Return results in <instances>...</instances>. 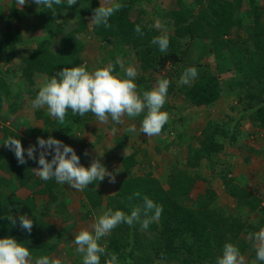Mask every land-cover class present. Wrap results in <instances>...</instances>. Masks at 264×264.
Instances as JSON below:
<instances>
[{
    "label": "trees",
    "instance_id": "obj_1",
    "mask_svg": "<svg viewBox=\"0 0 264 264\" xmlns=\"http://www.w3.org/2000/svg\"><path fill=\"white\" fill-rule=\"evenodd\" d=\"M16 1H12L6 18L7 28L0 38V58L11 61L17 55L19 44L24 41L21 29L13 28L15 23L27 20L33 32H40L19 71L21 81L26 82L28 87L35 85L36 76L51 78L64 67L83 63L86 46L83 34L88 29L103 43L113 41L120 53L125 48L133 51L141 71L136 80L138 90H150L155 74H164L171 84V73H166V68L182 60L187 47L183 41L189 40L192 49L199 52L197 59L200 62L210 55L215 62L214 66L198 63L196 81L190 86L183 85L179 91L197 107H212L229 95L235 97L236 105L242 110L237 120L231 116L228 118L229 121H236V128L214 120L206 124L198 137V148L189 147L188 167L198 171L204 159L212 162L225 145H234L243 121L264 132V6L260 0H177V9L169 12L162 10V16L170 21L165 27L171 31L166 53H161L157 46L151 44L153 37L163 32L145 18V15L149 16L144 7V2L148 0H119L122 7L109 19L110 27L90 23L94 10L100 6L99 0H77L71 7L62 2L55 6V14L43 6L36 11L19 8ZM135 7L138 14L133 19L131 13ZM156 14L159 15V12ZM137 26L142 34L135 31ZM67 27L68 31L58 40V35ZM115 70H119L118 64H115ZM232 71L236 79L224 88L220 76ZM0 73V119L4 121L6 104L13 96V84L8 83L4 73ZM173 89L170 85L168 93ZM15 104L8 106L10 114L18 111L19 101ZM164 106L162 110L171 109L168 103ZM236 108L232 107V111ZM74 116L87 119L93 114ZM167 128L168 124H165L162 130ZM10 135L21 139L24 148L28 145V139L12 128L4 130L2 141ZM219 139H224L225 145ZM179 140L169 145H189L183 135L179 136ZM5 154L10 157L5 170L10 172L11 179L17 180L22 187L33 182L43 186L25 198L15 196L10 199L12 208H9L2 187L7 186L11 179L0 178V238L14 237L31 248L34 258L47 256L50 259L62 243V232L45 219L53 212L65 221L71 219L65 202L66 192L62 184L54 179L43 181L35 174L33 169L39 167L38 163L33 168L30 160L19 164L13 151ZM137 154L134 151L119 158L127 176L119 182L113 194L106 195L104 192L106 178L82 190L84 208H88L83 220L91 216L97 218L107 208L128 213L134 207L142 206L145 196L162 207L160 217L147 229L142 228L140 223L120 224L102 239L106 253L117 254L120 264H216L225 243L235 245L242 234L252 236L264 228V216L250 219L252 214L263 208L260 197L253 189L238 184L231 169H222L218 176L225 192L236 204V213L229 212L220 204L213 186L194 197L197 182L204 179L199 173L182 167V162L172 165L164 185L138 160ZM137 168H142V171ZM99 183L101 186L98 188ZM36 194L47 196L46 204L37 206ZM25 213L34 220L30 233L19 226V216ZM10 216L16 220L15 224ZM252 243L249 248L253 247ZM251 256L254 264H262L257 261L256 253ZM104 259L106 257L101 258V264H104Z\"/></svg>",
    "mask_w": 264,
    "mask_h": 264
},
{
    "label": "rangeland",
    "instance_id": "obj_2",
    "mask_svg": "<svg viewBox=\"0 0 264 264\" xmlns=\"http://www.w3.org/2000/svg\"><path fill=\"white\" fill-rule=\"evenodd\" d=\"M12 1L13 0H0V13L2 12V14H0V38L3 37L7 28L6 18L9 14ZM99 2L101 4V0H99ZM104 2L108 3L109 0H104ZM259 2L264 6V0H260ZM16 3L19 8H25L30 11L39 10V7L34 0H26L24 5H20L18 0ZM144 7L147 9L149 15H145V18L147 17L148 21H150L156 29L161 30L163 33H167V35L171 33L170 29L165 27L166 22L170 24V21L167 20L168 18L162 16V10L164 9L165 12H169L177 9V0H148L144 2ZM157 11L159 12V15L156 14ZM137 14L138 8L135 7L131 13L132 18L135 19ZM26 21L27 20L24 22H17L15 23V27L13 26L14 29H21L24 35V41L19 44L16 57L9 62L0 58V72L5 74L8 83L13 84L12 99L6 104V120L2 121L0 119V140L2 141L4 130L6 128L18 129L24 123L27 124L28 120H25L24 122L25 115H29L32 120L39 123H42V118L47 117L49 122L45 127H41L45 129V133H39L42 129L38 127H29L28 130L27 137L30 138V140H28V145L25 147V157L26 160L33 162V168H35L34 165L37 164V162L35 160L27 159V148L36 145L37 137H44L46 139L49 134H51L55 138L62 140L65 144L71 145L76 152V146L81 149L86 145L85 143L87 141L92 142V145L88 146H94L97 145V143H103L101 141L107 139L110 140V144H108V142H104L106 144H101L104 148L108 147L106 150L109 149L110 151L107 153V156L105 157L106 159L103 160V163L113 175L115 174V180L112 181L108 177V185H104V192L106 195L113 194L119 184L118 182L121 174H118L117 166H120V162L116 157V150H118L117 147H120L123 143L124 146L126 145L129 148L130 152L135 150L139 152V156L144 158L142 164L145 165V168L150 169L156 177L161 179L164 185L166 183L167 174L172 165L178 161L182 162V167L187 168L192 173H199L202 179H204L197 182L193 193L194 197L199 193H204L207 187L213 186L218 193L220 204L229 212L236 213V204L225 192L224 185L218 176L222 169H231L232 175L236 178V182L245 188L253 189L263 203V208L260 209L258 213L252 214L250 219L256 220L259 219V217L264 216V132L262 129L254 127L250 122L243 121L239 127V132H237V141L234 145H225V140L219 139L220 143L224 144L225 147L212 162L204 159L201 162L198 171L194 168H189L186 162L190 152L189 147L198 148V137L201 135V132L204 130L207 123L214 120L221 124H228L227 127L230 126L233 128L235 127L234 125H236V121H229L228 118L231 116L237 120L239 118V112L242 110L241 106L239 107L236 105L235 97H230L229 95L224 96V98L212 107H197L192 105L183 93L179 91V88L183 86L179 84V79L184 70L188 67H196L198 63L199 65L211 64L214 66L215 61L213 55L204 57L200 62V60L197 59L199 52L194 48L192 49L189 40L183 41V44L187 45L185 48L186 55L183 56L182 60L177 65H168L166 68V73H171L172 83L170 85L174 87L173 92L168 93L165 102V104L168 103L171 106V109H166L169 113V120L166 123L168 124V128L166 130L161 129L160 133L155 136L146 137L144 134L140 133V124L143 119V114L135 118L125 116L122 118L123 123L115 124L111 120L107 123H100L94 115L87 119H85V117L78 119L74 116L71 110H69L64 121L59 122L48 115L46 106L39 109H32L30 106L31 100L35 98V95L39 90V86L50 78L46 75L36 76V83L33 87H28L26 82H23L20 79L19 71L23 67V59L29 55L34 48V38L40 35V32H33L31 30V23ZM68 28L69 27L66 28V31H62L61 34L58 35V40L68 31ZM84 34L86 35L85 39L87 44L83 52L82 61L87 64V67L90 70L106 65L109 62H112L115 67V61L119 58L125 67L132 64L138 69L137 78L141 75L139 61L135 57L133 51L125 48L122 52L124 55L122 56V53L119 52L120 50L113 41L106 43L99 41L98 43L93 39L94 35L90 29L84 32ZM118 66L119 70L117 72L122 73L123 69L120 65ZM164 76L165 75L162 73L155 74L152 84L153 87L157 84L158 80L165 78ZM196 79L187 86L192 85ZM220 79L223 82V87L227 88L226 85L236 79V75L232 71L220 76ZM29 89H31V91ZM18 101L20 105L18 106L19 110L16 113L14 112L10 114L8 106L15 103L17 104ZM234 106L237 108L235 111H232V107ZM133 127L135 128V131L129 132L128 129ZM182 135L189 145H169L172 141H180L179 136ZM97 137H99L97 139L98 142L94 143L93 141H96ZM2 143L3 141L0 143V178L9 180L11 179L10 172L5 170L10 158L5 153L9 151V148L3 146ZM143 149L146 150L145 153ZM39 152L40 149L37 146V159L39 158ZM77 154L81 158V164L85 166L87 156H83L81 151ZM49 157L51 158V156ZM140 167H142V165ZM137 170L140 172L142 171V168H137ZM123 174L124 177L127 175L125 173ZM11 180L17 181L13 178ZM9 184H11V182H9ZM13 185H15V182H13ZM37 185L38 183L34 182L33 186L35 187ZM112 185H115V189L114 187H110ZM100 186L101 184L99 183L98 188ZM7 187L9 188V186L2 188L7 189ZM62 187L65 188L66 199L73 196V207L75 205L77 210L76 214L72 213L73 209L71 210L69 206V211H71V213L69 212L71 215L69 221H65L58 217L54 212L46 216L45 221L59 229L62 232L61 237L63 239L56 251L52 253L50 261L58 260L60 264H83V254L77 252V246L73 240H70L74 238H72L73 235L70 236V234H65L71 232L70 229H73V226H81V224H83L85 221L83 220V216L88 208H84L83 201L85 199L83 198L82 191H77L69 187L67 184H62ZM3 189L2 192L7 196V204H9V208H12L11 203L9 202L12 201L10 199H13V197L17 195L15 192L16 190L9 189L10 193H6L9 190L4 192ZM72 215L78 217L76 221ZM69 226H71V228ZM103 241L104 240H102L101 243L105 246V241ZM251 243L252 236L242 234L235 244V246L239 248L240 254L244 257V264H254L251 255L252 253H256V251L254 243H252L253 247L249 248V244Z\"/></svg>",
    "mask_w": 264,
    "mask_h": 264
},
{
    "label": "clouds",
    "instance_id": "obj_3",
    "mask_svg": "<svg viewBox=\"0 0 264 264\" xmlns=\"http://www.w3.org/2000/svg\"><path fill=\"white\" fill-rule=\"evenodd\" d=\"M39 8L51 10L55 14V6L62 2L71 7L77 0H34ZM24 5L26 0H18ZM122 4L119 0H109L94 10L90 23L97 26L110 27L109 19L120 10ZM135 31L142 34L139 26ZM169 36L163 33L153 37L151 44L157 46L161 53H166L169 47ZM115 64L120 65L123 72H117L112 62L101 67L89 69L86 63L77 66L64 67L50 79L39 86L35 98L31 100V108H47L48 115L59 122H63L69 110L74 115L84 116L92 113L100 123L111 120L115 124L123 123V117L135 118L143 114L140 124V133L146 137H152L160 133L162 127L169 120V113L162 110L168 96L170 80L163 78L150 90H138L136 78L138 69L129 64L125 67L119 58ZM198 77V69L195 66L188 67L181 74L180 85H188ZM134 132L135 128H129ZM3 146L13 151L19 164L27 163L25 148L21 139L15 135L8 136L2 143ZM37 146L40 149L37 159ZM51 156L49 160L48 157ZM100 154L94 159L90 166L81 164V158L76 150L62 140L51 134L45 139L37 137L36 145L27 148V159L35 160L39 167L33 169L35 174L43 181L54 179L57 183L67 184L69 187L82 191L90 184L102 182L106 177L112 181L115 176L102 163ZM137 196L139 193L136 194ZM162 212V207L152 199L145 196L143 205L134 207L126 213L121 209L107 208L102 210L91 228H84L75 235L74 243L77 252L82 253L83 264H120L119 256L115 253H106V247L101 243L113 229L120 224L133 225L140 223L141 227L147 229L149 225L157 220ZM143 217V219H141ZM12 219L15 224L16 220ZM34 220L27 213L19 216V226L28 231L32 230ZM256 259L264 264V228L252 234ZM0 264H60L50 261L49 257L42 256L34 258L31 248L24 242L17 241L14 237L0 238ZM216 264H244V257L233 243H225L222 255L216 260Z\"/></svg>",
    "mask_w": 264,
    "mask_h": 264
},
{
    "label": "crops",
    "instance_id": "obj_4",
    "mask_svg": "<svg viewBox=\"0 0 264 264\" xmlns=\"http://www.w3.org/2000/svg\"><path fill=\"white\" fill-rule=\"evenodd\" d=\"M93 35H94V33H92ZM84 39H85V37H86V35L84 34ZM93 39H95L98 43H99V39L94 35L93 36ZM84 42H85V44H87V42H86V39L84 40ZM18 106H20L19 104H18ZM18 110H19V108H18ZM26 117L24 118V122H25V120H28L27 121V124L26 123H24L23 125H21V127L20 128H18V129H14L16 132H18V133H20L21 135H24L28 140H30V138H28L27 137V134H28V130H29V127H34V128H36V127H38V128H41V127H45L46 125H47V123L49 122V120L47 119V117H45V118H42L43 120H42V123H39V122H37V121H35V120H32V118L29 116V115H25ZM42 130H40L39 131V133H45V129L44 128H41ZM99 137H97L96 138V141H93L94 143L96 142H98L97 141V139H98ZM89 142V143H88ZM101 142H108V144H110V140H107V139H104V141H101ZM103 143H101V144H103ZM86 145L83 147V148H78V146H76L77 148V153H79V151H81V153H82V155L83 156H87V158H86V160H85V166H90V164H91V162L94 160V159H96V158H98V156H99V154L101 155V156H103L102 157V163L104 162L103 160L104 159H106L105 157L107 156V153L108 152H110L109 151V149L108 150H106V148H108V147H105L104 148V146L102 147L101 146V144L100 143H97V145H94V146H88V145H92V142H90V141H87L86 143H85ZM104 144H106V143H104ZM123 144V143H122ZM120 145V147L118 148V150H116V152H117V154H116V157H117V159L119 160V158H121V157H124V156H127V155H130L131 153H133L134 151H129V148L125 145L124 146V144L123 145ZM80 149V150H79ZM79 150V151H78ZM144 150V153L146 152V150L145 149H143ZM135 151H137V150H135ZM151 151V150H150ZM138 152V151H137ZM144 156H146V155H144ZM108 158V157H107ZM137 158H138V160L140 161V162H142V160H144V158H141L140 156H139V152H138V154H137ZM120 162V161H119ZM104 164V163H103ZM121 168V169H120ZM117 170H118V174H121V177H120V180H119V182L122 180V179H124V178H126V176L124 177V174L123 173H125L126 174V172H125V170H124V168H123V166H122V164H121V162H120V166H117ZM123 174V175H122ZM114 176H115V174H114ZM108 177H106V184L105 185H108ZM11 182V184H8L7 186H9V188L7 187V189H3L4 190V192H6V191H8L9 189H11V190H16L15 192L17 193V197H20V198H23V196H24V198L25 197H27V196H29V195H32V194H34V192H36L38 189H40V188H42V186H43V184H40V183H38V185L37 186H33L34 185V182L31 184V185H29V186H26V187H22L21 185H20V183H18L17 181H10ZM13 182H15V185H13ZM118 182V183H119ZM115 185H112V186H110V187H114ZM6 187V186H5ZM65 189V188H64ZM114 189H115V187H114ZM113 189V190H114ZM6 193H10V190L8 191V192H6ZM81 194V193H80ZM83 195V194H82ZM15 197V196H14ZM13 197V198H14ZM35 197H36V203H37V206H42V205H44L46 202H47V200H48V198H47V196H44V195H40V194H36L35 195ZM45 197H46V199H45ZM84 198V197H83ZM72 200L74 201V198H73V196L72 197H69V198H67V199H65V202H66V205H67V208H68V211H69V206H70V209L72 210L73 209V211H72V213H75L76 214V210H77V207L74 205V207H73V203H72ZM84 200V199H83ZM84 202V201H83ZM80 203H81V201H80ZM70 213H71V211H69ZM81 212V211H80ZM86 212V211H85ZM82 215H83V213H82ZM81 215V216H82ZM71 216V215H70ZM73 216V215H72ZM73 218H74V220L76 221V219L78 218L77 216H73ZM95 218V217H94ZM93 218V216H91V217H89L88 219H85V221L83 222V224H81V226H73V229L71 228V226H69L71 229V232H67V231H65V232H67L65 235H69L70 234V236H72V238L74 237L75 238V235L76 234H78L79 233V231L80 230H82V229H84V228H91V226L95 223V220H96V218L94 219ZM70 224V223H69ZM63 230H64V227H63ZM66 230V229H65ZM64 232V233H65ZM71 233H74V234H71ZM74 238L73 239H70V240H73L74 241ZM63 240V239H62ZM70 240H68V241H70ZM71 242V241H70ZM50 257H52V255L50 256Z\"/></svg>",
    "mask_w": 264,
    "mask_h": 264
}]
</instances>
